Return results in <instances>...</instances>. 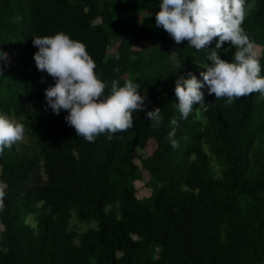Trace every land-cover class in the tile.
Segmentation results:
<instances>
[{
  "label": "trees",
  "instance_id": "obj_1",
  "mask_svg": "<svg viewBox=\"0 0 264 264\" xmlns=\"http://www.w3.org/2000/svg\"><path fill=\"white\" fill-rule=\"evenodd\" d=\"M159 7L160 0H0V113L25 115L29 140L0 154V264H264V96L227 104L204 88L205 104L181 119L175 81L201 78L218 37L199 51L176 43L155 27ZM245 8L242 27L263 46L264 75V0H245ZM56 32L85 45L105 93L114 79L141 85L146 107L133 112V127L88 142L66 122L67 110L46 108L44 90L55 80L37 69L32 40ZM216 51L231 59L235 46L226 41ZM156 107L159 127L146 116ZM137 180L151 196L138 198ZM73 213L96 227L75 233Z\"/></svg>",
  "mask_w": 264,
  "mask_h": 264
},
{
  "label": "clouds",
  "instance_id": "obj_2",
  "mask_svg": "<svg viewBox=\"0 0 264 264\" xmlns=\"http://www.w3.org/2000/svg\"><path fill=\"white\" fill-rule=\"evenodd\" d=\"M245 14V0H160L155 27L162 26L176 43L187 40V45L199 51L208 49L209 42L218 37L215 50L207 55L211 63L200 64L206 69L199 73L201 78L189 73L175 81V107L181 119L188 118L194 105L205 104L204 88L216 99L226 98L227 104L250 93L264 96V75L254 41L242 27ZM226 41L235 46L231 59H222L216 51ZM32 43L38 47L33 56L37 69L55 80L44 90L46 108L55 114L67 110L65 120L79 137L93 142L105 131L124 132L134 126L133 112L146 107V93L139 83L125 80L119 85L114 79L105 93L106 83L95 72V62L85 45L65 32L34 36ZM6 59V53L0 50V61ZM146 116L153 127H159V107L148 110ZM170 123L173 128L167 139L175 149L177 120L171 119ZM23 137V125L0 113V154Z\"/></svg>",
  "mask_w": 264,
  "mask_h": 264
},
{
  "label": "rangeland",
  "instance_id": "obj_3",
  "mask_svg": "<svg viewBox=\"0 0 264 264\" xmlns=\"http://www.w3.org/2000/svg\"><path fill=\"white\" fill-rule=\"evenodd\" d=\"M255 50L257 52V55L260 56L262 54L263 51V46L259 45V44H254ZM114 52H116L115 47L110 46L108 53L109 54H113ZM206 89V88H205ZM32 108H28V110L26 111L25 114H27L29 111H31ZM11 119L18 121L21 123V120L25 117V115L21 116V117H15L13 115H8ZM29 143L28 140V136L26 134V132L24 131V137L22 140L15 142V146L16 147H21L23 145H26ZM137 161H139L137 159ZM216 170L218 171V175H220V171L219 168H217L215 166ZM136 188H137V196L140 199H145L149 196H151L152 194V189L146 185H144V182L141 180H137L135 182ZM4 185H0V194L1 191L3 189ZM28 222L34 224V220H33V216H31L28 220ZM97 222L96 221H88V220H82L80 219L76 213L72 214L71 220H70V229H72L75 233L77 234H81L82 232L86 231L87 229L91 228V227H96ZM3 229V225L0 223V231Z\"/></svg>",
  "mask_w": 264,
  "mask_h": 264
}]
</instances>
